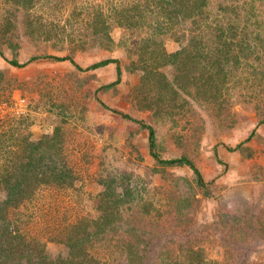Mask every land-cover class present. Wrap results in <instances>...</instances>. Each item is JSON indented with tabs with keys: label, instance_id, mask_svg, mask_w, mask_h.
I'll use <instances>...</instances> for the list:
<instances>
[{
	"label": "rangeland",
	"instance_id": "obj_1",
	"mask_svg": "<svg viewBox=\"0 0 264 264\" xmlns=\"http://www.w3.org/2000/svg\"><path fill=\"white\" fill-rule=\"evenodd\" d=\"M220 1H211L212 18L223 16ZM124 4L130 0H35L24 8L16 0H0V171L20 150L15 136L31 132L37 139L58 127L60 155L75 174L73 185H39L31 198L9 207L6 214L12 227L43 242L51 257L66 256L70 227L100 213L97 206L104 186L99 179L115 176L126 183L125 198H131L122 206V228L136 226L144 236L139 239L132 229L104 244H90L86 252L92 261L94 257L99 264L105 260L131 264L132 249L119 244L126 240L143 255L141 264L183 260L190 247L200 250L209 264H264V56L252 57L248 68L233 66L228 86L208 104L182 90L173 106L153 102L155 90L165 93V82L158 76L146 84L135 65L138 56L127 54L131 39L146 36L150 27L142 25L131 33L114 26L116 42L120 36L128 37L124 44L80 42L84 34L88 38L97 30V9L112 19L114 5ZM256 4L262 17L253 18L264 22V2ZM239 20L243 21L235 19ZM238 34L242 36L241 30ZM162 37H167V51L178 48L171 33ZM206 38L209 44L216 42L212 30ZM46 55H70L83 68L117 57L121 81L114 88L100 89L116 80L117 64L83 71L69 60ZM33 56L41 57L28 61ZM12 58L28 62L15 66L8 61ZM173 68L165 65L160 70L172 80ZM22 97L28 106L19 112L14 102ZM120 112L153 125L161 157L187 156L206 186H199L190 166L157 162L147 128ZM238 144L242 145L236 148ZM124 173L130 176L125 179ZM0 195L5 193L0 190ZM181 206L189 207V213L179 216Z\"/></svg>",
	"mask_w": 264,
	"mask_h": 264
},
{
	"label": "trees",
	"instance_id": "obj_2",
	"mask_svg": "<svg viewBox=\"0 0 264 264\" xmlns=\"http://www.w3.org/2000/svg\"><path fill=\"white\" fill-rule=\"evenodd\" d=\"M16 1L25 8L31 6L35 0ZM211 1L130 0V4L114 5L113 15L115 18L112 17V19L106 16L102 10L97 9V18L94 19V24L98 27L97 30L92 32V36L88 38L86 37L89 34H84V38H81L80 42L85 44L103 40L115 44L121 40V44H124L129 41L128 37L120 36V40L116 42L111 33L114 26L125 27L131 33L139 30L142 25L150 27L146 36H140L136 40L134 37L131 39V46L127 47V54L128 56L133 54L138 56V63L135 65L142 70V79L146 80V84L148 79L158 76L165 82L163 90L167 94L163 93L165 96L155 90L151 84L157 93L152 101L160 104L168 101L169 104L172 102L170 105L173 106V101L178 98V95L181 94L180 90H182L189 91V95L195 94L194 97L199 99V102L203 101L204 104H208L214 98H218L224 88L228 86L230 78L233 77V66L237 69L239 67L248 68V62L252 57L260 60L264 56V28H262L264 22L253 18L262 17V14L257 10L258 0H244L242 4L237 3L236 0H232L231 3L226 0L220 1L218 8L223 13L222 17L225 18L211 17V14H214ZM261 1L264 2V0ZM226 17L230 18L225 21ZM236 18H242L243 21L236 22ZM240 25H243L241 29H239ZM211 30L216 41L213 45L209 44V40L206 38L208 34H211ZM239 30H241L242 36L238 34ZM168 33H171L172 38L179 43L178 48L170 52L166 50L165 38L167 37H162ZM0 55H3L1 48ZM40 57L33 56L28 61ZM44 57L62 61L69 60L83 71L95 70L114 63L117 64L116 80L103 84L100 89L114 88L121 81L120 60L114 56L102 58L86 68L78 64L70 55H46ZM8 61L20 67L28 62H19L15 58ZM165 65L174 67L172 80H168L164 72L160 70ZM161 80L160 83H162ZM138 92L140 93V90ZM210 93L212 95H209ZM107 107L112 110L111 107ZM120 113L124 118L133 119L141 127L147 128L151 154L157 162L167 165L190 166L199 186H206L201 171L187 156L169 159L161 157L157 150L156 130L153 125L135 120L128 113ZM31 135V132H28L15 136L14 140L17 141L20 150L16 154L14 153V156H10V161L6 162L7 167L0 171V190L5 193L4 196L0 195V264H99V261H96L94 257L92 261L86 252L90 244L96 242L104 244L108 238L113 239L121 232L123 235L130 234L132 229L138 234L136 226L132 229L122 228L120 222L123 218L122 206L125 207L126 203L131 201V198H125L126 183L116 179L115 176L114 178H100L99 181L103 184L104 189L101 191L98 201L97 208L100 212L98 217L92 218L90 221L82 220L75 223L73 227L71 226L68 236L70 241L68 243L71 245L68 254L66 256L59 255L56 258L51 257L43 242L27 237L18 229L13 228L12 222L6 214L9 207L16 208L31 198L32 190L39 185L56 183L71 186L75 181L72 168L64 162L60 155L62 149L60 128L55 127L52 134H46L37 139H32ZM1 143L3 141L0 138ZM241 145L238 144L236 148ZM236 148H230V150ZM124 175H126L125 179L130 176L126 173ZM179 211V216L187 214L189 207L182 209L181 206ZM142 233L138 234L139 239L144 236ZM80 234H82V238H80ZM119 244L121 247L132 249L129 250L131 264L134 262L141 264L143 255L131 242L124 240ZM103 264H108V261L105 260ZM164 264H209V261L201 254L200 250H193L190 247L187 258L183 260L174 258L165 261ZM249 264H254V262H249Z\"/></svg>",
	"mask_w": 264,
	"mask_h": 264
},
{
	"label": "built area",
	"instance_id": "obj_3",
	"mask_svg": "<svg viewBox=\"0 0 264 264\" xmlns=\"http://www.w3.org/2000/svg\"><path fill=\"white\" fill-rule=\"evenodd\" d=\"M15 106L18 108L17 111H21L24 112L27 106H28V101L25 97L22 98H18L15 102H14Z\"/></svg>",
	"mask_w": 264,
	"mask_h": 264
},
{
	"label": "crops",
	"instance_id": "obj_4",
	"mask_svg": "<svg viewBox=\"0 0 264 264\" xmlns=\"http://www.w3.org/2000/svg\"><path fill=\"white\" fill-rule=\"evenodd\" d=\"M251 138V137H250ZM225 152V151H224Z\"/></svg>",
	"mask_w": 264,
	"mask_h": 264
}]
</instances>
